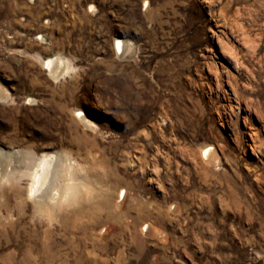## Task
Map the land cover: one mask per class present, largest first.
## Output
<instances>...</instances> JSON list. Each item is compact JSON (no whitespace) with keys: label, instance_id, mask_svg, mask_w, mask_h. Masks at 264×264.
<instances>
[{"label":"rangeland","instance_id":"1","mask_svg":"<svg viewBox=\"0 0 264 264\" xmlns=\"http://www.w3.org/2000/svg\"><path fill=\"white\" fill-rule=\"evenodd\" d=\"M0 150V264H264V0H0Z\"/></svg>","mask_w":264,"mask_h":264},{"label":"bare ground","instance_id":"2","mask_svg":"<svg viewBox=\"0 0 264 264\" xmlns=\"http://www.w3.org/2000/svg\"><path fill=\"white\" fill-rule=\"evenodd\" d=\"M121 46H122V41L117 40L116 41V49L117 50L121 49ZM55 60H52V59L46 60L45 64H44V69L49 70L50 73H56V69H57V66H58L57 62L58 61L56 62ZM209 153H210V150L208 148L203 150V154L205 156H208ZM10 157H11L10 154H8L7 152L4 153L2 150H0V180L2 179V177L4 179V177L6 175H11L14 172V169L12 167L13 165L11 164L12 162H10V164L12 166L9 164ZM53 162H54V157L53 156L44 155L40 159L38 164L36 165L35 169L33 171H29L30 177H31V181H30L31 184H30V187H29V193L32 196V199H33V197H35L37 199L36 200V202L38 203L37 207L40 210L49 209V204H47V200L51 202V200H53L54 198L56 199V197H54V196H58L59 197V196L62 195V190H61L62 188L59 187V188H61L60 191H59V189L57 187L58 186L57 183L55 184L56 186L54 185V188H53L54 190H52L51 186L48 185V183L51 181L52 174L55 173V168H54L55 164H53ZM54 175L55 174H53V176ZM58 177H59V175H58ZM52 184H54V181H53ZM46 186H48V187H46ZM50 189L52 190L51 192L54 191V193L52 195H49L48 191ZM119 195H123V192H120ZM59 199H60V197L57 198L56 200H59Z\"/></svg>","mask_w":264,"mask_h":264}]
</instances>
